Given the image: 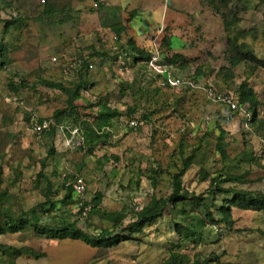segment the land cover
I'll use <instances>...</instances> for the list:
<instances>
[{"label":"rangeland","instance_id":"obj_1","mask_svg":"<svg viewBox=\"0 0 264 264\" xmlns=\"http://www.w3.org/2000/svg\"><path fill=\"white\" fill-rule=\"evenodd\" d=\"M48 3L56 15L41 24L36 19ZM157 28L163 30L162 62L181 57L172 68L175 76L187 80L199 70L203 77L198 82L234 99L246 83L257 98L256 124H247L248 115L218 127L222 106L200 90L168 89L145 63L122 55L123 48L130 55L129 41L150 49ZM235 40L264 62L262 0L1 3L0 45L6 60L0 63V228L4 215L14 219L27 214L38 217L41 226H57L61 218L77 221L81 232L93 237L116 223L124 229L144 207L171 195L183 159L192 164L181 178L186 201L134 238L93 248L79 240L38 235L29 225L23 233L0 236V264H165L172 256L184 264H264V212L232 209L231 226L214 224L193 200L206 198L211 179L219 175L230 179L221 184L224 189L264 195V69L257 62H241L229 71L227 56ZM82 61L92 63L87 75L79 72ZM229 73L232 79L225 77ZM21 81L25 88L14 92L10 84ZM45 84L66 90L85 84L86 89L67 108V95ZM107 109H115L117 116L100 131L103 120L98 116ZM32 119H49L77 131L80 146L72 150L55 135L36 137ZM134 119L138 127L130 129ZM67 173L85 180V204L101 195L99 216L89 217V208L79 215L75 204L62 208L61 175ZM44 177L58 194L51 198L56 209L39 215L34 209L46 202ZM221 200L216 195L214 204ZM109 214L115 223L100 217ZM184 228L198 234L185 237ZM3 248H27L40 257H19Z\"/></svg>","mask_w":264,"mask_h":264},{"label":"trees","instance_id":"obj_2","mask_svg":"<svg viewBox=\"0 0 264 264\" xmlns=\"http://www.w3.org/2000/svg\"><path fill=\"white\" fill-rule=\"evenodd\" d=\"M6 0H0V5L1 3H4ZM8 4V3H6ZM262 4H264V0H262ZM56 15L55 10L53 9L52 5L49 3L45 5V9L43 13L36 19L38 22L41 24L43 23H48L50 18ZM11 22H8L7 25H11ZM7 29V26L5 27ZM120 32V31H119ZM245 34H243L244 36ZM160 44V43H159ZM130 49V55L127 54V51H125V48H123L122 55L129 57L134 63H145L147 65L151 55H152V47L150 46V49L148 50H143V49H138L135 47V45L132 43V41L128 42L127 45ZM248 49V46L246 44H238L237 41L235 40L234 43H232L228 56H227V61L230 65V70L232 71L235 67H237L241 62H257V64L264 69V62L256 60V58L250 53L249 51H246ZM4 48L0 45V63H4L6 60V56L3 55ZM181 57L179 55H174L171 59H165L164 62L167 64L166 66L169 68H173L176 66L179 62ZM89 66H92V63L87 62V61H82L80 65V74L82 72L85 73V75L88 74L89 72ZM148 67V66H147ZM152 73V72H151ZM199 74H192L191 78H188L187 80L191 81H199L200 78L203 77V74L201 71H197ZM153 74V73H152ZM230 76H225L228 79H232V74L229 73ZM155 75V74H153ZM156 77L160 78V76L155 75ZM163 82L165 86L170 89L164 79ZM48 87H51L56 90H60L64 94L67 95L69 98L67 102V108H72L73 107V102L78 99L80 92L84 89H86V85H78L75 89L72 90H66L64 87H62L60 84H53V85H47ZM208 87L214 88L217 92H219L214 86L210 84H206ZM11 89L18 93L22 89L25 88V83L21 81L19 84H10ZM173 89V88H171ZM220 93V92H219ZM229 94V93H227ZM236 99L235 101L238 104V107H243L246 110V117L249 115V121H247V124L249 126L256 124V110L258 107L257 104V98L253 91L248 88V85L246 83H242L238 90L236 91ZM130 112V110H129ZM62 112H57V116L60 115ZM131 113V112H130ZM117 116V112L115 109H107V111H104L101 113L98 117L103 120L100 123L99 130L101 131L102 129H106L107 126H109V120ZM237 114H234V118H236ZM143 119L146 120V116H143ZM44 120H49V119H39L38 121H44ZM224 116L221 117V119H218L216 121L218 127H220L221 124L223 123H229ZM30 127H31V122H30ZM132 129V128H130ZM102 130V131H103ZM71 131L65 130L64 135L66 138H71ZM95 134V133H93ZM50 135L53 136L51 132L49 133H44L42 136ZM225 135L224 131L220 132V137L223 138ZM62 139V142H64V137L60 136ZM77 138V142H73V145L76 146L78 145V141H81L79 138V135L75 136ZM73 137V139H75ZM83 139V137H82ZM80 145H78L79 147ZM217 149L219 153L224 157V145L219 144L217 146ZM54 151L53 149L51 150L52 154ZM192 164V161L190 158L183 159L182 161V169L179 171V174L175 175L173 177V188H172V193L170 196H168L165 199H162L160 201L154 200L149 206L144 207L140 213L136 214L135 218L130 221L124 229H118V226L116 224H113L110 229H106L103 231H100L99 235L96 237H93L91 235H87L78 228V222L77 221H68L67 219H59L60 221L58 222L57 226H51V225H44L41 226L38 224V217H28L27 214H23L22 216L18 218H10L7 215H4L3 218V225L4 229L0 228V236L4 235L6 232L9 234H18V233H23L27 230L28 226L31 225L33 229L36 231L38 235H45L47 234L50 239L54 240H79L85 242L87 245L95 248V247H109L112 245L116 244V241H122L125 240L126 238H134L138 234H140L143 229L152 221H154L158 217H162L164 215H167L174 211L175 209V204L178 202L186 201V197L182 195V184H181V178L184 176L185 172L190 168ZM66 179H72L74 178V175L66 174ZM222 176V177H221ZM42 177V176H40ZM79 177V176H78ZM220 177V178H219ZM82 178V177H81ZM65 179V181H66ZM83 179V178H82ZM208 179V175L206 171H203L202 173V180ZM44 180L46 181V202L39 204L36 206L34 209L35 211L38 210L39 215H44L47 213H51L56 209L55 203L52 202V196H57L58 191L55 190L53 191L52 184L44 177ZM84 180V179H83ZM61 190L64 191L65 195L62 197V199L59 201L61 203V206L63 209L69 207V205H78V214L81 215L84 213V210L86 208L90 209L89 212V217L92 216H99L101 211L99 210V207L101 206L102 203V198L100 194H97L89 204H85L82 202L80 204V200L78 197H76L73 193L72 190L70 189H65L64 188V180L61 178ZM85 181V180H84ZM230 182V179L223 176L219 175L217 178L211 179V183L209 186V189L207 190V197H194V202L196 203L197 206L201 207L204 209V211L207 213L206 218L207 220L211 221L214 224H224L226 226H231V220H230V215L232 212V209H238L242 211H262L264 212V195L261 194H254L249 191H244V190H235V189H224L221 186V184L228 183ZM220 195L222 200L218 202L219 204H214L215 202V196ZM80 204V205H79ZM213 208V210L211 208ZM103 219L110 220L111 222L115 223L113 220V215L109 214L108 216H100ZM197 224L200 226L202 225V221L200 219H196ZM176 224L177 228H180L182 225ZM183 232L185 233V237H190L193 236V233L197 235V231L195 230H190L189 228H184ZM199 232V231H198ZM7 251H9L11 254L15 256H31V257H40L37 254H34L32 251H30L27 248H21V249H14V248H3ZM12 264V263H9ZM165 264H184L183 260L179 259L176 256H172L171 259L166 261Z\"/></svg>","mask_w":264,"mask_h":264},{"label":"built area","instance_id":"obj_3","mask_svg":"<svg viewBox=\"0 0 264 264\" xmlns=\"http://www.w3.org/2000/svg\"><path fill=\"white\" fill-rule=\"evenodd\" d=\"M96 7V6H95ZM163 30L161 28H157L153 33V36L150 39L152 43V55L147 63L149 70L155 74L160 76L164 79L165 83L173 88H186V89H195L197 91H202L205 94L207 100L218 104L224 108L223 116L228 120L232 121L234 119V114L239 116H245L246 110L243 107H238L237 102L235 101L232 94L226 93H219L214 88L208 87L205 83L202 82H195L191 80H185L181 77L175 76V72H173L172 68L167 67L161 60L160 54V44L159 39L162 35ZM92 66H89L91 69ZM129 128L135 129L138 127V120L134 119L129 123ZM31 131L32 133L40 138L44 133L51 132L54 135L64 137V143L66 146L73 148L74 145L71 143L73 141V137L78 135L77 131H71V138H66L64 135L65 129L63 127L57 125L55 122L50 120L38 121L36 119H32L31 121ZM71 144V145H70ZM62 179L64 180V188L72 190V193L79 198L80 204L83 202L81 201L82 197L86 192V183L85 181L78 176H74L72 179H66V174L61 175ZM66 179V181H65ZM86 210V209H85Z\"/></svg>","mask_w":264,"mask_h":264},{"label":"crops","instance_id":"obj_4","mask_svg":"<svg viewBox=\"0 0 264 264\" xmlns=\"http://www.w3.org/2000/svg\"><path fill=\"white\" fill-rule=\"evenodd\" d=\"M57 138H60L61 139V137L60 136H57V135H55ZM61 141H62V139H61ZM63 143V142H62ZM70 149H72L73 150V148H70Z\"/></svg>","mask_w":264,"mask_h":264}]
</instances>
